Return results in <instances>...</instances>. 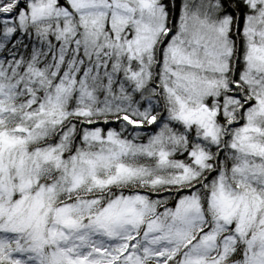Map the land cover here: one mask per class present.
<instances>
[{
    "label": "snow or ice",
    "instance_id": "snow-or-ice-1",
    "mask_svg": "<svg viewBox=\"0 0 264 264\" xmlns=\"http://www.w3.org/2000/svg\"><path fill=\"white\" fill-rule=\"evenodd\" d=\"M0 264H264V0H0Z\"/></svg>",
    "mask_w": 264,
    "mask_h": 264
}]
</instances>
